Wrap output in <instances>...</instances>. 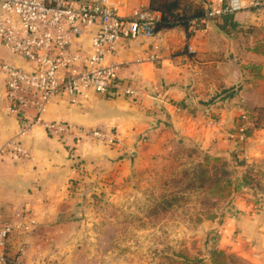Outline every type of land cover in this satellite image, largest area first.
<instances>
[{"label": "crops", "instance_id": "0c3cea01", "mask_svg": "<svg viewBox=\"0 0 264 264\" xmlns=\"http://www.w3.org/2000/svg\"><path fill=\"white\" fill-rule=\"evenodd\" d=\"M150 1L109 0L120 15L127 16L148 8ZM188 1L204 15L208 5L218 0ZM229 21L215 22L231 32L234 56L249 75L245 82L253 76L248 67L264 60L247 34L251 28L264 31L262 18L243 11ZM93 33L89 29L76 41L80 50L89 49ZM0 59L30 68L23 57L1 45ZM110 61L120 65V81L133 86L136 95L89 92L78 99L58 95L44 119L100 128L115 136L113 145L88 139L77 142L74 136L50 137L42 126L17 137L20 120L8 108L0 75V146L19 138L32 154L23 161L0 159V217L15 225L6 248L13 261L49 264L59 259L70 264L79 260L93 246L85 240L90 229L84 227L86 216L146 160L169 152L176 142L209 155H228L238 145L226 138L242 114L238 84L221 67L228 61V43L207 22L195 31L176 25L159 28L153 37L121 41ZM240 188L244 190L237 188V201L239 196L242 199ZM234 200L222 219L216 216L200 224L207 235L206 253L211 255L216 247L264 264V207Z\"/></svg>", "mask_w": 264, "mask_h": 264}, {"label": "built area", "instance_id": "2783aa9c", "mask_svg": "<svg viewBox=\"0 0 264 264\" xmlns=\"http://www.w3.org/2000/svg\"><path fill=\"white\" fill-rule=\"evenodd\" d=\"M243 11L264 15V0H218L208 5L202 17L189 19L188 27L195 31L208 19L219 21ZM159 20V12L147 9L131 16L120 15L109 0H0V45L30 64L25 69L0 59L4 99L20 120L17 137L42 126L54 138L74 136L77 142L88 139L115 144V136L100 128L45 120L44 115L58 95L72 99L89 92L136 95L133 86H123L118 75L120 65L110 57L121 41L153 37ZM89 29H94L89 49L80 50L78 39ZM241 113V121L226 134L227 140H247L246 117ZM31 157L19 138L0 146V159L23 161ZM14 229L12 220L0 217V264H9L6 248ZM13 263L20 264L18 260Z\"/></svg>", "mask_w": 264, "mask_h": 264}, {"label": "rangeland", "instance_id": "374dc122", "mask_svg": "<svg viewBox=\"0 0 264 264\" xmlns=\"http://www.w3.org/2000/svg\"><path fill=\"white\" fill-rule=\"evenodd\" d=\"M257 16L264 29V15ZM259 63L263 72L254 74L238 92L240 109L245 107L251 116L247 140L228 155H209L179 141L169 152L146 160L86 216L84 227L90 229L85 240L93 246L70 264H184L183 259L211 264L200 224L210 215L222 219L239 186L244 188L239 203L264 207V60ZM207 156L218 161L206 160ZM228 178L235 193L218 199L220 189L214 184ZM228 254L230 259L221 260L224 264H253L244 256ZM49 264L64 263L56 259Z\"/></svg>", "mask_w": 264, "mask_h": 264}, {"label": "trees", "instance_id": "16d2710c", "mask_svg": "<svg viewBox=\"0 0 264 264\" xmlns=\"http://www.w3.org/2000/svg\"><path fill=\"white\" fill-rule=\"evenodd\" d=\"M149 11H156L159 12L160 14V20L156 25V31L159 28L162 27H173L176 25H185L189 26L188 20L195 18V17H202L203 15V10L200 7H195L193 6L188 0H151L149 7L145 8ZM232 15L224 17L226 21L230 22L229 19L231 18ZM219 27L225 31L226 33L231 34V32L226 29L224 26L219 25ZM247 34L253 39V49L260 55L264 57V31L262 30H257L256 28H251L248 30ZM259 36V37H258ZM250 72L254 74L262 73V64L261 63H256L253 62L249 67ZM258 74V75H259ZM255 76V75H254ZM253 76V78H254ZM250 79H247L245 81L248 82ZM242 88V87H241ZM241 89L239 88L238 91ZM242 112L245 115V134L246 137L248 138L249 135L251 134V130L249 127V122L251 116L249 115V111L245 109V107H241ZM215 160L218 161L216 157H206V160ZM214 187L216 189H220L218 192L219 195L217 196L218 199L221 200H226L230 198L234 193H235V186L234 182L231 179H225L222 184H219L218 182L214 184ZM216 216L210 215L208 216V220L214 219ZM230 259V256L227 252L224 250L218 249V248H213L211 250V255H210V263L211 264H224V262H221V260H226ZM9 264H14L13 260L8 259ZM182 262L184 264H195V261H189L183 259Z\"/></svg>", "mask_w": 264, "mask_h": 264}, {"label": "water", "instance_id": "95a60500", "mask_svg": "<svg viewBox=\"0 0 264 264\" xmlns=\"http://www.w3.org/2000/svg\"><path fill=\"white\" fill-rule=\"evenodd\" d=\"M96 1V0H95ZM207 24L208 26L213 29L218 35H220L221 37H223L227 43H228V61L222 63L221 67L225 72L226 76L231 75L233 80L238 84L236 86V90L239 89L244 80L246 78L249 77L248 74L244 73L242 70V67L240 66V64L238 63V61L236 60L234 53L232 51V41L233 38L226 32H224L223 30H221L217 23L215 22V20L213 19H208L207 20Z\"/></svg>", "mask_w": 264, "mask_h": 264}]
</instances>
